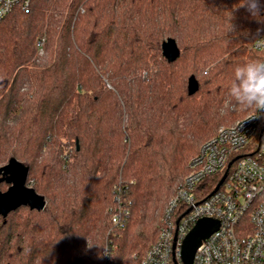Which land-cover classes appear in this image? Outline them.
<instances>
[{
	"label": "trees",
	"instance_id": "obj_1",
	"mask_svg": "<svg viewBox=\"0 0 264 264\" xmlns=\"http://www.w3.org/2000/svg\"><path fill=\"white\" fill-rule=\"evenodd\" d=\"M243 3L32 0L0 22V178L18 160L47 203L0 215V264H105L106 247L107 264H141L191 159L255 112L228 97L235 67L264 60L253 49L264 8L252 16ZM220 180L201 186L208 195ZM116 186L130 203L123 229L111 221Z\"/></svg>",
	"mask_w": 264,
	"mask_h": 264
},
{
	"label": "built area",
	"instance_id": "obj_2",
	"mask_svg": "<svg viewBox=\"0 0 264 264\" xmlns=\"http://www.w3.org/2000/svg\"><path fill=\"white\" fill-rule=\"evenodd\" d=\"M31 3L0 0V22L15 9L29 13ZM38 46L42 49L43 43ZM253 49L264 52V34ZM217 175L221 180L207 195L201 183ZM114 195L112 225L123 229L130 216V203H124L119 186L114 188ZM203 218L218 220L220 227L202 242L193 264H264V112H254L233 126L221 128L202 145L166 207L159 237L141 264H184L183 243ZM103 254L107 264L110 249L106 247Z\"/></svg>",
	"mask_w": 264,
	"mask_h": 264
},
{
	"label": "water",
	"instance_id": "obj_3",
	"mask_svg": "<svg viewBox=\"0 0 264 264\" xmlns=\"http://www.w3.org/2000/svg\"><path fill=\"white\" fill-rule=\"evenodd\" d=\"M163 56L168 62H175L181 55V50L177 41L173 38L167 39L162 44ZM198 89L190 85L191 93ZM3 177L0 178V184L6 182L10 185L7 191L0 190V215L6 218L9 213L22 207H29L32 210L44 211L46 209V200L36 191L27 186L28 170L23 167L16 159H11L8 165L2 169ZM227 177V173L221 180L218 188ZM217 188V189H218ZM220 227V222L212 218L200 219L185 239L182 247V260L184 264H193L195 254L202 242L209 238Z\"/></svg>",
	"mask_w": 264,
	"mask_h": 264
},
{
	"label": "clouds",
	"instance_id": "obj_4",
	"mask_svg": "<svg viewBox=\"0 0 264 264\" xmlns=\"http://www.w3.org/2000/svg\"><path fill=\"white\" fill-rule=\"evenodd\" d=\"M241 6L252 16L259 15L264 8L261 0H244ZM228 97L234 108L264 112V60L235 67Z\"/></svg>",
	"mask_w": 264,
	"mask_h": 264
},
{
	"label": "rangeland",
	"instance_id": "obj_5",
	"mask_svg": "<svg viewBox=\"0 0 264 264\" xmlns=\"http://www.w3.org/2000/svg\"><path fill=\"white\" fill-rule=\"evenodd\" d=\"M39 54L42 56L43 55V51L42 50H40L39 51ZM248 115H250V114H247V115H245V116H242L241 118H239V119H237L235 122H233L232 124H230V125H225V126H222L221 128H223V127H230V126H233V125H235L237 122H239L240 120H242L243 118H245V117H247ZM220 128V129H221ZM219 129V130H220ZM202 147V146H201ZM200 150H201V148H200ZM193 159V158H192ZM192 159H191V161H192ZM191 161H190V163H191ZM190 163H189V171L187 172V175L189 174V172H190ZM8 188L9 187H2L1 188V190H2V192H5V191H7L8 190ZM170 202V201H169ZM169 204V203H168ZM165 212V211H164ZM161 220H162V217H161ZM160 228V227H159Z\"/></svg>",
	"mask_w": 264,
	"mask_h": 264
}]
</instances>
